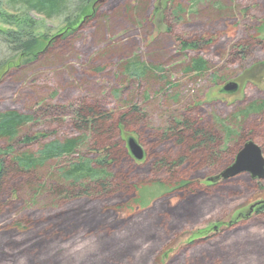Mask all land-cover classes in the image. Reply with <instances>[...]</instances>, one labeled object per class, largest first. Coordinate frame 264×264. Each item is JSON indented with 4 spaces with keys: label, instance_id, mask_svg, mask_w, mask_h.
<instances>
[{
    "label": "rangeland",
    "instance_id": "rangeland-1",
    "mask_svg": "<svg viewBox=\"0 0 264 264\" xmlns=\"http://www.w3.org/2000/svg\"><path fill=\"white\" fill-rule=\"evenodd\" d=\"M7 2L2 1L7 8L0 16L3 32L32 31L39 41L34 50L38 57L30 55L27 59L14 52L0 33V114L17 111L37 119L24 125L13 141L0 137V152L8 150L9 158L22 154L38 156L52 141L72 137L66 135L57 121L38 117L36 109L51 105L69 108L79 98L99 99L117 108L136 104L144 109L148 124L153 127L168 124L170 117L179 119L188 107L194 112L197 106L212 119L224 138V145L230 148L236 146L237 136L245 128L244 121L251 126L260 117L259 111L247 114L246 110L264 103L261 67L252 74L255 80L238 93L226 96L220 89L224 82L238 78L244 68L264 61V33L258 28L264 25V0H89L82 11L78 7L81 8L83 1L63 0L62 8L52 17L25 12L20 6L12 10L6 6ZM198 35L203 40H212L213 46L200 52L182 48L181 40ZM245 44L249 46L245 59L241 55H229L231 49ZM194 58L206 61L210 69L205 75L191 79L195 73H186V68ZM137 63L157 70L144 74V70L135 66L133 74L127 72ZM213 73L220 77H212ZM26 135L35 138L25 142ZM253 141L261 146L262 140ZM78 149L81 151L77 154L97 158L88 151L86 154L87 148L82 145ZM71 159H50L45 167L37 169L34 179L10 195L8 205L0 211V226L27 217L54 214L57 205L41 186ZM225 168L206 176L216 177ZM241 174L251 178L249 173ZM177 185L156 181L143 184L135 197L126 199L124 214L147 212ZM256 201H264V193H251L230 202L225 217L218 213L220 208L214 212L206 209L195 225L179 226L167 247L169 259L189 244L195 232H207L208 236H215L212 243L220 242L228 231L219 222L234 218ZM254 218L249 219L253 224L247 226L248 232L264 241V217ZM216 226L218 229H214ZM160 243L146 244L150 255L153 251L152 255L157 256L154 261L149 257V264L169 261L161 256L157 248Z\"/></svg>",
    "mask_w": 264,
    "mask_h": 264
},
{
    "label": "trees",
    "instance_id": "trees-1",
    "mask_svg": "<svg viewBox=\"0 0 264 264\" xmlns=\"http://www.w3.org/2000/svg\"><path fill=\"white\" fill-rule=\"evenodd\" d=\"M2 1L0 16L7 9ZM81 1L84 6L78 9L82 11L89 0ZM62 3L63 0H8L6 6L12 10L20 6L25 12L52 17ZM258 28L264 33V25ZM0 33L14 52L27 59L30 55L38 57L34 50L39 41L32 31L9 34L0 27ZM181 46L200 52L210 49L213 41L198 35L181 40ZM248 47L245 44L231 49L229 55L245 59ZM135 66L144 74L157 70L137 63L127 72L133 74ZM209 69L206 61L194 58L186 73H195L193 79ZM212 77L220 75L213 73ZM195 109L192 112L188 107L179 119L170 117L168 124L153 127L148 124L144 109L136 104L117 108L99 99L79 98L69 108L38 107V117L57 121L72 137L52 141L38 156L22 154L9 158L8 150L0 152V211L8 205L10 195L34 179L37 169L45 167L48 160L72 157V161L41 186L57 205L54 214L0 226V264H149V257L154 261L157 256L152 255L153 251L150 255L146 244L157 246L161 241L157 248L167 260V247L179 226L195 225L206 209L214 212L220 208L218 213L225 217L230 202L251 193H264V180L253 181L247 174L218 184L208 181L206 176L228 166L248 139L262 140L264 153V103L247 108V114L259 111L260 117L251 126L244 121L245 128L238 134L234 148L225 146L212 119L197 106ZM36 120L34 115L17 111L0 114V137L13 141L24 125ZM131 135L145 150L141 162L129 152L126 141ZM34 138L26 135L23 141ZM81 145L87 148L86 154L88 151L97 158L77 154ZM75 155L77 158H73ZM151 181L177 183L178 187L147 212L125 215L122 208L126 199L135 197L139 188ZM252 204L234 218L219 222L228 231L220 242L212 243L215 236H208L207 232H195L189 244L166 264H264V241L247 228L253 224L249 220L252 216L256 220L264 217V202L251 211Z\"/></svg>",
    "mask_w": 264,
    "mask_h": 264
},
{
    "label": "water",
    "instance_id": "water-1",
    "mask_svg": "<svg viewBox=\"0 0 264 264\" xmlns=\"http://www.w3.org/2000/svg\"><path fill=\"white\" fill-rule=\"evenodd\" d=\"M241 82L239 78L229 80L223 84L221 91L235 94L239 91ZM126 142L132 157L136 161H143L145 159V150L137 138L131 135L127 138ZM241 173H249L252 179H264V154L260 145L253 140L246 141L236 154L233 163L226 167L220 175L211 177L208 181L216 182L221 178L226 180ZM263 202L259 201L252 204L250 210L252 211L257 205Z\"/></svg>",
    "mask_w": 264,
    "mask_h": 264
},
{
    "label": "flooded vegetation",
    "instance_id": "flooded-vegetation-1",
    "mask_svg": "<svg viewBox=\"0 0 264 264\" xmlns=\"http://www.w3.org/2000/svg\"><path fill=\"white\" fill-rule=\"evenodd\" d=\"M259 67H261V73H262V77H261V80H263L264 79V62H259V63H257V64H254L253 66H251L250 68H247L246 70H244V71H242V74H240L239 76H238V78L242 81L241 82V87H240V89L242 88V87H245L246 86V84L247 83H249V82H253L255 79H253V76H252V74H253V72L255 71V69L256 68H259ZM237 78V77H236ZM256 82H258V81H256ZM260 82H262V81H260ZM225 83V82H224ZM223 83V84H224ZM239 89V90H240ZM220 92L221 93H223V94H225L226 96H230V95H234V94H230V93H225V92H223V91H221V89H220ZM238 93V92H237ZM236 94V93H235ZM246 142V141H245ZM244 142V143H245ZM259 145V144H258ZM243 146V145H242ZM261 147V146H260ZM262 148V147H261ZM262 152H263V150H262ZM264 154V153H263ZM211 182V181H210Z\"/></svg>",
    "mask_w": 264,
    "mask_h": 264
}]
</instances>
